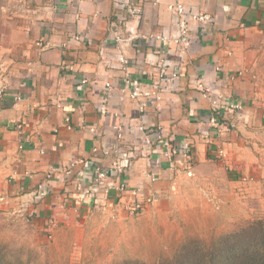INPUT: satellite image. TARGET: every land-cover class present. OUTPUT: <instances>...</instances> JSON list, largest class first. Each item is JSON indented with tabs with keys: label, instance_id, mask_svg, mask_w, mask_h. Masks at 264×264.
Here are the masks:
<instances>
[{
	"label": "crops",
	"instance_id": "1",
	"mask_svg": "<svg viewBox=\"0 0 264 264\" xmlns=\"http://www.w3.org/2000/svg\"><path fill=\"white\" fill-rule=\"evenodd\" d=\"M131 1L143 9L139 19L129 14ZM177 3L211 18L189 16L187 47L172 42L179 14L169 6ZM136 25L139 38L116 39ZM263 42L264 0H0V196L8 204L29 201L34 214L67 225L119 200L113 185L92 190L98 166L109 172L105 185L128 182L154 194L152 207L134 218L141 232L157 233L183 177L203 181L213 166L223 180V169L229 177L251 168L243 134L245 120L264 123L254 78ZM168 49L181 52L173 57L182 64L175 84L159 76ZM198 78L244 104L219 114L223 132L210 122L211 101ZM160 128L187 153L169 157L155 136ZM127 156L124 171L113 165Z\"/></svg>",
	"mask_w": 264,
	"mask_h": 264
},
{
	"label": "rangeland",
	"instance_id": "2",
	"mask_svg": "<svg viewBox=\"0 0 264 264\" xmlns=\"http://www.w3.org/2000/svg\"><path fill=\"white\" fill-rule=\"evenodd\" d=\"M258 48L260 52L255 60L258 73L254 74V78L259 82L257 97L264 111V42ZM244 72L240 70L235 76L240 77ZM239 103L240 107L235 108L238 112L244 109V104L240 101ZM220 107L225 109L224 104ZM213 114L215 113L212 112ZM213 123H219L218 119L215 118ZM213 123L220 132L224 131L221 122L220 126ZM245 123L250 125L246 127V137L243 134V138L246 139V147L251 150L247 155L252 161L251 168L246 173L236 174L237 172L231 171L233 177L230 174L228 177L223 169V180L221 171H215L213 166L203 181L193 183L189 181L190 175L183 177L172 191L174 196L171 197V204L175 209L165 222L160 220L157 233L141 232L138 229L139 222L134 218L152 207L156 202L154 194L142 192L140 198L151 197L153 200H145L142 209L132 214L129 208L132 197L121 194L120 183L115 186L109 183L101 188H107V191L113 185L121 194L118 201H113L107 208L94 207L85 218H74L75 222L63 226L60 221L53 225L52 218L46 219L31 212L29 201L8 204L6 198L0 196V247L14 252L15 257L29 260L30 264H115L125 260L158 264L162 259L173 257L188 238L208 243L218 236L263 218L264 123L260 125L257 120L252 119L245 120ZM162 134L165 138L164 131ZM220 151L224 155L222 158H230L229 150ZM167 153L170 157L168 148ZM129 163L127 156L113 165L124 171ZM155 179L156 177H152L153 181ZM235 181L239 183L236 184ZM44 185L43 183L42 189ZM127 185L129 190L137 189L128 182ZM237 191L243 194L241 193L239 199L235 195L234 199L233 193ZM42 196L41 192L37 199ZM244 209L246 212H243ZM120 214H123L121 220ZM117 223L119 225L113 226ZM120 225L124 226L119 227ZM130 225H134L136 231Z\"/></svg>",
	"mask_w": 264,
	"mask_h": 264
},
{
	"label": "built area",
	"instance_id": "3",
	"mask_svg": "<svg viewBox=\"0 0 264 264\" xmlns=\"http://www.w3.org/2000/svg\"><path fill=\"white\" fill-rule=\"evenodd\" d=\"M130 3L131 4H129V6H128V11H129L130 16L132 18L139 19L143 13L142 7H140L137 4L132 3V1ZM169 7L171 10H174L177 14H179V21H178V26H179L178 32H179V34L177 36H175L174 38H172V42L174 44L187 47L190 44V33H189V31H190V27H189L190 17L189 16H191V18L196 19V20L201 21V22H204L206 20H210L211 18L209 15L200 14V13L197 14V13H194L190 10H187L186 7L182 3L170 5ZM128 31H129L128 36H118L116 39L119 42L120 41L133 42L134 40H136L137 38L140 37V30H139L138 25L129 27ZM165 39H167V38H163L164 43L168 44L167 40H165ZM166 53H167L166 57H164L161 60L160 66L158 68L160 80L168 82L170 84H175L178 81L179 76L181 75L182 64H181V59H179V58L173 59V57L174 56H180L181 57V52L177 51V50L173 51L171 49H168L166 51ZM123 61L126 62V60H123ZM87 82H88V80L86 78H84L82 80V84H84V83L86 84ZM196 84H197V88L202 92L203 96L206 98H209V100L211 101V104L214 105L212 107V112L215 114H213L210 117V122H212V123L215 121V118H217V119L219 118L220 113L227 112V111H234L235 108H239L241 105L239 103V101H236L231 96H225L221 92L220 93L217 92L215 88H213L211 86L210 87L207 86L203 82L202 78H198ZM2 94H3V89L0 86V98H1ZM140 95H141V91H138V88L135 87L134 91L132 93V96L133 97H139ZM147 95H149V94L147 93ZM157 98H160V96H157ZM222 104L225 105L224 110L220 107V105H222ZM144 105H145V107H147V103L144 102ZM102 109H104L103 111H106V109L104 107ZM1 113L2 112H1V101H0V114ZM218 121L220 123L219 119H218ZM219 123H216V124L213 123V124L216 126H220L221 123L220 124ZM1 125L2 124L0 121V126ZM155 136L157 137V139L159 140V142L161 144H163L165 147L168 148L169 152L171 153V156L179 155V153L181 151L184 153H187V151H184L181 148H174L172 146L171 140L163 137L161 128L157 131V133H155ZM94 150H97V148H95ZM106 151H107V153L109 152L108 149ZM220 153H221V151H220ZM220 155H221V157L224 156L223 153H221ZM82 163H84V161ZM129 165H130V163H129ZM72 166H74V165L72 164L70 166V168H68L66 170L67 173L70 174L72 172L71 171ZM108 174H109L108 170L100 168L98 166H95L92 169L91 179H92V190L94 192H97L99 187H105L103 180L108 176ZM42 185L40 186V189H42ZM119 188L121 190L122 195H126V196L128 195V196L132 197V203H130V206H129L132 214H135L138 211H140L143 207V204L146 201H152L153 200L151 197H148L146 199L140 198V194L142 193L141 189H130L129 190V189H127L128 185L126 182H121ZM137 196H138V199H136Z\"/></svg>",
	"mask_w": 264,
	"mask_h": 264
},
{
	"label": "trees",
	"instance_id": "4",
	"mask_svg": "<svg viewBox=\"0 0 264 264\" xmlns=\"http://www.w3.org/2000/svg\"><path fill=\"white\" fill-rule=\"evenodd\" d=\"M0 247V264H30ZM115 264H147L140 260H125ZM158 264H264V217L247 226L205 243L186 239L173 257Z\"/></svg>",
	"mask_w": 264,
	"mask_h": 264
}]
</instances>
